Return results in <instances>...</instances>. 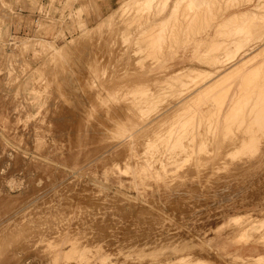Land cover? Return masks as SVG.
I'll return each mask as SVG.
<instances>
[{
	"label": "rangeland",
	"instance_id": "rangeland-1",
	"mask_svg": "<svg viewBox=\"0 0 264 264\" xmlns=\"http://www.w3.org/2000/svg\"><path fill=\"white\" fill-rule=\"evenodd\" d=\"M98 1L0 0V264H264V0Z\"/></svg>",
	"mask_w": 264,
	"mask_h": 264
},
{
	"label": "bare ground",
	"instance_id": "bare-ground-1",
	"mask_svg": "<svg viewBox=\"0 0 264 264\" xmlns=\"http://www.w3.org/2000/svg\"><path fill=\"white\" fill-rule=\"evenodd\" d=\"M151 1H152V0H151ZM174 2H175V1H174ZM176 3H177V0H176ZM164 4H165V3H164ZM180 5H181V4H180ZM182 5H183V4H182ZM173 7H174V6H173ZM179 7H180V6H179ZM149 8H150V7H149ZM164 8H165V7H164ZM174 9H175V8H174ZM177 9H178V8H177ZM220 9H221V8H220ZM260 10H261V9H260ZM162 12H163V11H162ZM171 12H172V11H171ZM191 12H192V11H191ZM141 13H142V12H141ZM247 13H248V12H247ZM160 14H161V13H160ZM174 14H176V13H174ZM174 14H172V15H174ZM213 14H214V13H213ZM245 14H246V13H245ZM263 14H264V13H263ZM239 15H240V14H239ZM241 15H242V14H241ZM169 16H170V15H169ZM242 16H243V15H242ZM249 16H250V15H249ZM239 17H240V16H239ZM146 21H147V20H146ZM142 22H143V21H142ZM198 22H199V21H198ZM254 23H255V22H254ZM195 26H196V25H195ZM135 27H136V26H135ZM208 27H209V26H208ZM181 28H182V27H181ZM196 29H197V28H196ZM203 32H204V31H203ZM198 34H199V33H198ZM250 35H251V34H250ZM232 37H233V36H232ZM175 38H176V37H175ZM261 38H262V37H261ZM191 41H192V40H191ZM231 42H232V41H231ZM244 42H245V41H244ZM183 43H184V42H183ZM253 43H254V42H253ZM166 44H167V43H166ZM210 45H211V44H210ZM244 47H245V46H244ZM176 49H177V48H176ZM263 50H264V49H263ZM213 51H214V50H213ZM225 51H226V50H225ZM217 52H218V51H217ZM236 54H237V53H236ZM258 54H259V53H258ZM152 55H153V54H152ZM262 55H263V54H262ZM205 57H206V56H205ZM262 57H263V56H262ZM201 58H202V57H201ZM252 59H253V58H252ZM210 61H211V60H210ZM250 62H251V61H250ZM155 63H156V62H155ZM65 64H66V63H65ZM69 64H70V63H69ZM213 65H214V64H213ZM242 66H243V65H242ZM249 66H250V65H249ZM236 68H237V67H236ZM247 68H248V67H247ZM244 70H245V69H244ZM215 71H216V70H215ZM217 71H218V70H217ZM260 72H261V71H260ZM231 74H232V73H231ZM49 76H50V75H49ZM207 76H208V75H207ZM43 77H44V76H43ZM52 77H53V76H52ZM186 77H187V76H186ZM224 77H225V76H224ZM227 77H228V76H227ZM250 78H251V77H250ZM203 80H204V79H203ZM230 80H231V79H230ZM45 81H46V80H45ZM52 81H53V80H52ZM252 81H253V83H255L256 85H259V86L263 85V86H264V73H262V74H260V73H256V74L252 77ZM68 82H69V81H68ZM189 82H190V81H189ZM240 82H241V81H240ZM192 83H193V82H192ZM197 83H198V82H197ZM217 83H218V82H217ZM172 84H173V83H172ZM193 85H194V84H193ZM195 85H196V84H195ZM174 86H175V85H174ZM250 86H251V84H250ZM263 86H262V88L259 87V90H260V91L257 89L256 92H255V91H254V92H255V93H258V91L261 92V89H262V90L264 89ZM251 87H252V86H251ZM40 88H41V87H40ZM190 88H191V87H190ZM209 88H210V87H209ZM240 88H241V87H240ZM242 88H243V86H242ZM249 88H250V87H249ZM60 89H61V88H60ZM252 89H253V88H252ZM255 89H256V88H255ZM255 89H254V90H255ZM240 90H241V89H240ZM167 91H168V90H167ZM222 91H223V90H222ZM224 91H225V90H224ZM251 91H252V90H251ZM251 91H248V89H246V91H245V88H244V91H243V92H239V90H238V91L236 90V92H233V94H231L230 96L228 95V98H229V99H228L227 101L232 102L233 100H237V99H239V98L241 99L242 97H245V98H247V99H246V102H247V101H249L250 98H254V99H256L257 101L261 102L259 105L262 107L261 104L264 102V98L260 99V98H261L260 96H263V95H264V92H263L264 90L261 92L262 95H261V93H260V96H258V97L255 95V93L252 94L253 91H252V92H251ZM59 92H60V91H59ZM238 92H239V93H238ZM244 92H247V94L244 93ZM66 93H67V92H66ZM137 93H138V92H137ZM158 93H159V92H158ZM231 93H232V92H231ZM242 93H244V94H242ZM92 95H93V94H92ZM137 95H138V94H137ZM194 95H195V94H194ZM257 95H258V94H257ZM151 96H152V95H151ZM181 96H182V95H181ZM186 96H187V95H186ZM198 97H199V96H198ZM263 97H264V96H263ZM258 98H259L260 100H258ZM150 99H151V98H150ZM242 99H244V98H242ZM41 100H42V99H41ZM135 100H136V99H135ZM223 100H224V99H223ZM244 100H245V99H244ZM244 100H243V101H244ZM252 100H253V99H252ZM252 100H251V102H252ZM241 101H242V100H241ZM136 102H137V101H136ZM142 102H143V101H142ZM155 102H156V101H155ZM233 102H235V101H233ZM251 102H250V103H251ZM259 102H258V103H259ZM223 103H224V102H223ZM238 103H239V102H238ZM57 104H58V103H57ZM229 104H230V103H229ZM245 104H246V103H245ZM255 104H256V103H255ZM184 105H185V104H184ZM223 105H224V104H223ZM263 105H264V103H263ZM202 106H203V105H202ZM212 106H213V105H212ZM230 106H231V104H230ZM247 106H248V105H247ZM149 107H150V106H149ZM221 107H222V106H221ZM56 108H57V107H56ZM153 108H154V107H153ZM246 108H247V107H245L244 109L247 110ZM258 108H259V107H258ZM258 108L256 109L257 111L260 110V109L258 110ZM262 108H263V110H264V107H262ZM262 108H261V109H262ZM136 109H137V108H136ZM229 109H230V108H229ZM138 110H139V109H138ZM226 110H227V109H226ZM240 110H242V109H240ZM245 110H244V111H245ZM256 110L252 112L251 110L248 109V110H247L248 112H247V111H246V112L248 113V115H250V114L253 115L254 113L256 114V112H257ZM263 110H260V111H259V114L261 113V111H262V113H264ZM64 111H65V110H64ZM82 111H83V110H82ZM169 111H170V110H169ZM242 111H243V110H242ZM242 111H241V113H242ZM146 112H147V111H146ZM222 112H223V111H222ZM147 113H148V112H147ZM158 113H159V112H158ZM239 113H240V112H239ZM262 113H261V114H262ZM138 114H139V113H138ZM223 114H224V113H223ZM244 114H245V113H244ZM244 114H243V117L245 118L246 116H244ZM140 115H141V114H140ZM140 115H139V116H140ZM212 115H213V114H212ZM245 115H247V114H245ZM248 115H247V116H248ZM251 115H250V117H249L250 120H252L251 117L253 118V116H251ZM263 115H264V114H263ZM48 116H49V115H48ZM139 116H138V117H139ZM261 116H262V115H261ZM254 117H255V115H254ZM142 118H143V117H142ZM241 118H242V117H241ZM246 118H248V117H246ZM249 119H247V121H248ZM52 120H53V119H52ZM184 120H185V119H184ZM238 120H239V119H238ZM140 121H141V120H140ZM247 121H246V123H247ZM35 122H36V121H35ZM103 122H104V121H103ZM185 122H186V121H185ZM262 122H263V121H262ZM171 123H172V122H171ZM175 123H176V122H175ZM244 123H245V122H244ZM36 124H37V123H36ZM188 124H189V123H188ZM170 125H171V124H170ZM247 125H248V124H247ZM255 125H256V124H255ZM259 125H260V124H259ZM42 126H43V125H42ZM210 126H211V125H210ZM250 126H251V125H250ZM236 127H237V126H236ZM207 128H208V127H207ZM248 128H250V127H248ZM257 128H258V127H257ZM236 129H237V128H236ZM251 129H252V128H251ZM182 130H183V129H182ZM187 130H188V129H187ZM207 130H208V129H207ZM237 130H238V129H237ZM243 130H244V129H243ZM256 130H257V129H256ZM260 130H261V129H260ZM180 131H181V130H180ZM241 131H242V129H241ZM248 132H250V131H248ZM235 133H236V132H235ZM237 133H238V132H237ZM242 133H243V132H242ZM244 133H245V132H244ZM250 133H251V132H250ZM143 134H144V133H143ZM177 134H178V133H177ZM240 134H241V133H240ZM258 134H259V133H258ZM263 134H264V133H263ZM186 135H187V134H186ZM104 136H105V135H104ZM200 136H201V135H200ZM249 136H250V135H249ZM254 136H255V135H254ZM260 136H261V135H260ZM181 137H182V136H181ZM238 137H239V136H238ZM250 137H251V136H250ZM183 138H184V137H183ZM183 138H182V139H183ZM246 138H247V137H246ZM254 138H255V137H254ZM243 139H245V138H243ZM104 140H105V139H104ZM236 140H237V139H236ZM102 141H103V140H102ZM183 141H184V140H183ZM252 141H253V140H252ZM261 141H262V140H261ZM177 143H178V142H177ZM233 143H234V142H233ZM242 143H243V142H242ZM167 144H168V143H167ZM246 144H247V142H246ZM261 144H262V142H261ZM261 144H260V145H261ZM181 145H182V144H181ZM235 145H236V144H235ZM236 146H237V145H236ZM253 146H254V145H253ZM140 147H141V146H140ZM242 147H243V146H242ZM169 148H170V147H169ZM171 148H172V147H171ZM174 148H175V147H174ZM239 148H240V147H239ZM259 148H260V147H259ZM250 149H251V148H250ZM236 150H237V149H236ZM253 150H254V149H253ZM109 151H110V150H109ZM155 151H156V150H155ZM160 151H161V150H160ZM160 151H159V153H161ZM166 151H167V150H166ZM169 151H170V149H169ZM237 152H238V151H237ZM170 153H171V152H170ZM177 153H178V152H177ZM156 154H157V153H156ZM161 154H162V153H161ZM161 154H160V155H161ZM164 154H165V153H164ZM165 155H166V154H165ZM181 156H182V155H181ZM146 157H147V156H146ZM167 157H168V156H167ZM167 157H165V158H167ZM123 158H124V157H123ZM141 158H144V157H141ZM179 159H180V158H179ZM177 162H178V160H177ZM145 163L147 164V162H145ZM174 163H175V162H174ZM191 164H192V163H191ZM147 165H148V164H147ZM172 165H173V164H172ZM255 165H256V164H255ZM174 166H175V165H174ZM235 166H236V165H235ZM237 166H238V165H237ZM239 166H240V165H239ZM248 167H249V166H248ZM245 168H246V167H245ZM187 169H188V168H187ZM239 169H240V168H239ZM255 170H256V169H255ZM233 171H234V170H233ZM179 173H180V172H179ZM258 174H259V173H258ZM253 175H254V174H253ZM249 177H250V176H249ZM182 182H183V181H182ZM222 183H223V182H222ZM220 191H221V190H220ZM181 193H182V192H181ZM121 208H122V207H121ZM260 222H261V221H260ZM254 228H255V227H254ZM251 231H252V230H251ZM256 235H257V234H256ZM255 238H256V237H255Z\"/></svg>",
	"mask_w": 264,
	"mask_h": 264
},
{
	"label": "crops",
	"instance_id": "crops-1",
	"mask_svg": "<svg viewBox=\"0 0 264 264\" xmlns=\"http://www.w3.org/2000/svg\"><path fill=\"white\" fill-rule=\"evenodd\" d=\"M116 0H99L98 1V11H97V18L101 15L103 16L104 14L108 13L109 10L113 8V5ZM99 15V16H98ZM95 16H93L94 18Z\"/></svg>",
	"mask_w": 264,
	"mask_h": 264
}]
</instances>
